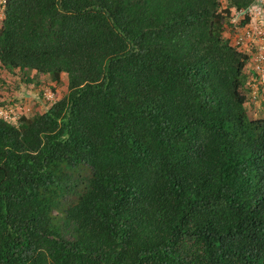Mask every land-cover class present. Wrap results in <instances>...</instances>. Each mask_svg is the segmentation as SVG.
<instances>
[{
	"label": "trees",
	"instance_id": "16d2710c",
	"mask_svg": "<svg viewBox=\"0 0 264 264\" xmlns=\"http://www.w3.org/2000/svg\"><path fill=\"white\" fill-rule=\"evenodd\" d=\"M225 1L0 4V68L66 82L0 118V264H264V117L223 37L253 0Z\"/></svg>",
	"mask_w": 264,
	"mask_h": 264
},
{
	"label": "rangeland",
	"instance_id": "374dc122",
	"mask_svg": "<svg viewBox=\"0 0 264 264\" xmlns=\"http://www.w3.org/2000/svg\"><path fill=\"white\" fill-rule=\"evenodd\" d=\"M3 2L4 0H0V4ZM219 3V10L226 8L227 3L225 0H219ZM231 15L232 12L226 17L224 38H229L230 34L233 33V26L230 23ZM240 22L241 20L237 19L235 22L236 26H240ZM241 52L247 55L251 53V48L242 49ZM243 71L245 79L240 92L248 102L252 99L250 97L251 75L248 72L252 71L249 66H246ZM254 76L257 75L254 73ZM20 78L16 74H7L0 68V109L7 112L10 118L16 119L22 115L29 118L35 114H41L50 103L58 100L65 93L66 82L64 75H61L57 84L50 82L47 76L36 75L30 71H27V78L31 79L30 83L24 84ZM256 96H259L257 98L259 105L256 107V112L251 114V106L246 110V115L251 120L261 119L264 115V90L259 91Z\"/></svg>",
	"mask_w": 264,
	"mask_h": 264
},
{
	"label": "built area",
	"instance_id": "2783aa9c",
	"mask_svg": "<svg viewBox=\"0 0 264 264\" xmlns=\"http://www.w3.org/2000/svg\"><path fill=\"white\" fill-rule=\"evenodd\" d=\"M237 19L247 21L242 26H236ZM230 23L233 26V33L229 36L230 46L240 52L251 48V53L247 54V65L252 67L259 82L264 83V0H253L244 10H233ZM0 118L13 119L2 109Z\"/></svg>",
	"mask_w": 264,
	"mask_h": 264
},
{
	"label": "crops",
	"instance_id": "0c3cea01",
	"mask_svg": "<svg viewBox=\"0 0 264 264\" xmlns=\"http://www.w3.org/2000/svg\"><path fill=\"white\" fill-rule=\"evenodd\" d=\"M227 38V37H226ZM229 39V38H228ZM248 66V65H247ZM251 71L252 72H248L249 75H251V78H250V81H251V96L252 99H250L248 102L245 100V103H244V108H245V111L248 110V108H250L251 106V114L253 112H256V107L259 105L258 102H257V98H259V96H256L257 93L259 91H262V89L264 90V84L260 83L258 78L256 79V77L254 76L253 77V70H252V67H251ZM244 72V71H243ZM262 84V85H261ZM261 89V90H260ZM255 95V96H252V95ZM249 106V107H248ZM254 106V107H253ZM264 117V115H263ZM262 117V118H263Z\"/></svg>",
	"mask_w": 264,
	"mask_h": 264
},
{
	"label": "clouds",
	"instance_id": "9594fccd",
	"mask_svg": "<svg viewBox=\"0 0 264 264\" xmlns=\"http://www.w3.org/2000/svg\"><path fill=\"white\" fill-rule=\"evenodd\" d=\"M242 53V52H241Z\"/></svg>",
	"mask_w": 264,
	"mask_h": 264
}]
</instances>
